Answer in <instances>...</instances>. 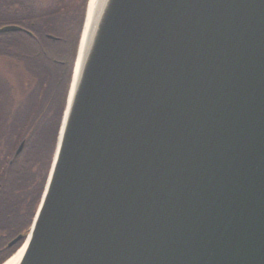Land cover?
Segmentation results:
<instances>
[{
  "label": "water",
  "instance_id": "95a60500",
  "mask_svg": "<svg viewBox=\"0 0 264 264\" xmlns=\"http://www.w3.org/2000/svg\"><path fill=\"white\" fill-rule=\"evenodd\" d=\"M88 4L18 264H264V0Z\"/></svg>",
  "mask_w": 264,
  "mask_h": 264
},
{
  "label": "flooded vegetation",
  "instance_id": "af4514ba",
  "mask_svg": "<svg viewBox=\"0 0 264 264\" xmlns=\"http://www.w3.org/2000/svg\"><path fill=\"white\" fill-rule=\"evenodd\" d=\"M39 1L0 0V30L7 26L19 28L0 32V52L9 53L0 55V198H15L13 202L21 203L11 208L19 225L27 218L32 194L42 189V195L64 111L66 63L60 38L45 32L49 44H3L5 39H14L4 35L33 34L30 19L32 12L38 15ZM30 49L38 52L34 61L28 55L15 54Z\"/></svg>",
  "mask_w": 264,
  "mask_h": 264
},
{
  "label": "trees",
  "instance_id": "16d2710c",
  "mask_svg": "<svg viewBox=\"0 0 264 264\" xmlns=\"http://www.w3.org/2000/svg\"><path fill=\"white\" fill-rule=\"evenodd\" d=\"M39 1V0H35ZM39 1L42 3L39 13L30 19L31 36H22L17 34H7L3 38L13 37L9 41L5 39L3 44H28L30 46L36 44H49L43 34L51 33L58 38L62 45V56L66 63L63 71V110L69 90L71 75L73 71L75 56L77 52L78 42L85 19L87 4L89 0H53L52 2ZM36 12V11H35ZM9 53H1L0 55H8ZM15 54L28 55L29 60L33 59L38 52L30 49L27 52H15ZM7 59V57H6ZM20 59L23 60L21 57ZM34 61V59H33ZM42 189L37 194H32L27 218L19 225L17 214L11 208L21 203L13 202L15 198H0V264L4 263L15 251L20 247L22 241L15 246L8 248L7 242L19 234H23V238L30 228L32 219L36 212L40 201Z\"/></svg>",
  "mask_w": 264,
  "mask_h": 264
},
{
  "label": "bare ground",
  "instance_id": "6f19581e",
  "mask_svg": "<svg viewBox=\"0 0 264 264\" xmlns=\"http://www.w3.org/2000/svg\"><path fill=\"white\" fill-rule=\"evenodd\" d=\"M99 2L100 0H89L84 35L86 34L87 27L89 25V22L92 16L95 15ZM24 248H25V245L20 250H18L16 253H14L12 256H10V258H8L3 264H18L23 254Z\"/></svg>",
  "mask_w": 264,
  "mask_h": 264
}]
</instances>
